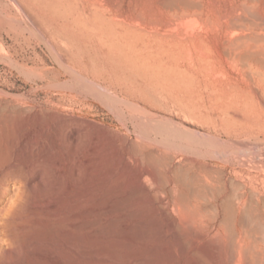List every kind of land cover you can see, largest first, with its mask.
<instances>
[{
  "label": "rangeland",
  "instance_id": "obj_1",
  "mask_svg": "<svg viewBox=\"0 0 264 264\" xmlns=\"http://www.w3.org/2000/svg\"><path fill=\"white\" fill-rule=\"evenodd\" d=\"M173 2L0 0V264H264V0ZM38 135L67 161L43 190Z\"/></svg>",
  "mask_w": 264,
  "mask_h": 264
},
{
  "label": "bare ground",
  "instance_id": "obj_2",
  "mask_svg": "<svg viewBox=\"0 0 264 264\" xmlns=\"http://www.w3.org/2000/svg\"><path fill=\"white\" fill-rule=\"evenodd\" d=\"M11 1V0H10ZM15 1V0H14ZM166 1V0H165ZM170 1V0H169ZM177 1V0H176ZM104 2V1H103ZM166 3H170V2H166ZM172 3H174L173 2V0H172ZM186 3V2H185ZM188 3V2H187ZM167 5H170V4H167ZM190 5V4H189ZM242 6H244V5H242ZM172 8V7H171ZM249 8V7H248ZM249 9H252V8H249ZM248 9V10H249ZM23 11V10H22ZM252 11V10H251ZM246 12H250V11H247L246 10ZM255 12V11H254ZM253 12V13H254ZM22 13V12H21ZM21 13H20V15H21ZM241 13V12H240ZM253 13H250V14H253ZM23 14V13H22ZM256 14H258V13H256ZM255 14V15H256ZM24 15V14H23ZM239 15V14H238ZM255 15H253V16H255ZM32 16V15H31ZM227 16V15H226ZM237 16V15H236ZM236 16L235 15H232V14H228V16L226 17V18H228V20H229V22L228 23H235L237 20V18H236ZM27 17V16H26ZM238 17V16H237ZM259 17V16H258ZM257 17V18H258ZM261 17V16H260ZM259 17V18H260ZM225 17H223V19H224ZM222 19V20H223ZM239 20V19H238ZM249 21V19H245V22L246 21ZM260 20V19H259ZM31 21V20H30ZM117 21V20H116ZM257 21V20H256ZM244 22V23H245ZM250 22V21H249ZM251 24L253 23V24H255V22H250ZM36 24V23H35ZM170 24H172L171 22H170ZM173 24H175V21H174V23ZM262 24H264V22L262 23ZM231 25L232 26H234L235 28L234 29H236V27L237 26H235V24H230V26L229 27H231ZM257 25V24H256ZM32 26V25H31ZM135 26V25H134ZM251 26V25H250ZM238 27H240V26H238ZM243 28V27H242ZM37 29V28H36ZM36 29H34V31L36 30ZM238 29V28H237ZM38 30V29H37ZM232 30H233V27H232ZM188 31V30H187ZM186 30H185V32L183 33V36L180 38V42L181 43H186V44H190V42L193 44V46L195 45L194 44V41H195V39H196V37L192 34V33H190V32H187ZM229 31V30H228ZM228 31H226V35L225 36H228L229 35V33H228ZM231 31V30H230ZM242 31V30H241ZM40 32V31H39ZM38 31H37V33H39ZM181 32H183V31H181ZM248 32V31H247ZM241 33V32H240ZM243 33V32H242ZM241 33V34H242ZM41 34V33H40ZM38 35V34H37ZM247 36L248 37V34H243V35H241L242 37L243 36ZM39 36V35H38ZM230 36V35H229ZM264 36V35H263ZM263 36H261V38L263 39ZM43 37V36H42ZM242 37H240V38H238V39H241ZM259 37V36H258ZM233 38H236V37H233ZM228 39L227 41H225V42H228V43H230L231 44V46H232V44H237L238 43V40H235L234 41V39ZM260 38V37H259ZM244 39V38H243ZM252 38H250V40H251ZM255 40L257 39V40H259L258 42H260V39H258V38H254ZM254 39H252V40H254ZM47 40V39H46ZM249 40V41H250ZM251 40V41H252ZM256 40V41H257ZM247 41H248V39H247ZM257 42V43H258ZM262 42V41H261ZM254 43L255 44H257L255 41H254ZM48 45H49V43H48ZM51 46V45H50ZM236 46V45H235ZM254 48V47H253ZM256 48V47H255ZM254 48V49H255ZM252 50V49H251ZM190 52V51H189ZM226 52V51H225ZM202 53V52H201ZM231 53V52H230ZM230 53H229V56H230ZM249 53V59H250V52H248ZM203 54V53H202ZM254 55V54H253ZM256 55V54H255ZM254 55V56H255ZM258 55V54H257ZM261 55V54H260ZM227 56V55H226ZM232 56V55H231ZM252 56V55H251ZM203 57V56H202ZM224 57H225V55H224ZM228 57V56H227ZM242 58V57H241ZM243 58H248V56H246V57H243ZM242 58V59H243ZM225 59H226V57H225ZM241 59V60H242ZM249 59H247V60H249ZM259 59H261V58H259ZM258 58L256 59V61H258L259 60ZM263 60H264V58H262ZM227 60H228V58H227ZM229 60H231V59H229ZM262 60V61H263ZM233 62V60L231 61V65L233 64L232 63ZM247 62V61H246ZM245 62V63H246ZM252 62V61H251ZM240 63H241V61H240ZM244 62L242 61V63L241 64H243ZM263 63V62H262ZM243 66H244V64H243ZM233 68H235V65L234 66H232ZM247 73V72H246ZM249 73V72H248ZM259 73V72H258ZM254 73H252V75H253ZM221 75V74H220ZM248 75V74H247ZM255 75V74H254ZM250 76V74L248 75V77ZM246 77V76H245ZM245 80H246V78H244ZM250 79V78H249ZM241 80V79H240ZM248 83V82H247ZM257 89V88H256ZM228 90H229V88H228ZM41 130V129H40ZM43 130V129H42ZM35 133V132H34ZM43 133H44V131H43ZM36 134H38L37 132H36ZM39 136V135H38ZM46 136V135H45ZM48 136V135H47ZM37 137V136H36ZM35 137V138H36ZM40 137V136H39ZM43 137V136H42ZM42 137H40L39 139H35L33 142V144H34V147H31V148H33L35 151L34 152H36V154H34V155H36L35 157H36V161H34V162H36V168H35V176L34 177H32V178H30V179H27V182H26V185H27V187L29 188V189H34L35 187H38V188H42V190L43 189H45L46 187H47V182H46V177L47 176H49L50 174H51V172L53 171V172H56V173H58V174H61L62 173V171H63V169L67 166V161L66 160H64V159H62V158H54L55 160H53L54 162L52 163L51 161H49V158H50V156H53V155H56V153H58L59 154V151H58V149L59 148H57L55 145H52V144H50L49 142H47L46 140H43L42 139ZM72 137V139L74 140L75 139V137H74V135H72L71 136ZM46 138V137H45ZM54 138V137H53ZM28 139H30V138H28ZM27 139V140H28ZM47 139H48V137H47ZM28 141H31V140H28ZM51 142V141H50ZM32 145V143H30L29 142V145ZM27 145V144H26ZM33 146V145H32ZM93 147H95V146H93ZM92 147V148H93ZM91 148V149H92ZM32 150V149H31ZM94 150V149H93ZM95 151V150H94ZM99 151V150H98ZM93 152V151H92ZM96 153H97V151H95ZM32 155V154H31ZM30 155V156H31ZM96 155V154H95ZM34 157V158H35ZM101 157V156H100ZM95 158V157H94ZM97 158V157H96ZM28 160V159H27ZM30 160V159H29ZM31 161V160H30ZM33 162V163H34ZM26 165V164H25ZM73 166V165H72ZM71 166V167H72ZM33 167V166H32ZM52 169V170H51ZM79 171V170H78ZM78 171L77 170H74V175L76 176V177H78L79 176V173H78ZM64 172V171H63ZM58 176V175H57ZM75 177V178H76ZM107 179V178H106ZM57 182V181H56ZM76 183V182H75ZM81 183V182H80ZM19 184V183H18ZM72 184V183H71ZM55 187V186H54ZM111 187H113V185H111ZM56 188H57V186H56ZM66 188V187H65ZM69 188V187H68ZM107 188V187H106ZM74 189H76V188H74L73 187V190ZM78 189V188H77ZM76 189V190H77ZM81 189V188H80ZM94 189V188H93ZM108 189V188H107ZM71 190H72V187H71ZM114 190V189H113ZM77 192V191H76ZM94 192V191H93ZM111 192V191H110ZM195 192V191H194ZM65 193V192H64ZM74 193V192H73ZM78 193V192H77ZM59 194H61V193H59ZM66 194V193H65ZM76 194V193H75ZM132 194V193H131ZM192 194V193H191ZM52 195V194H51ZM130 195V194H129ZM78 196V195H77ZM110 196V195H109ZM108 196V197H109ZM154 196V195H153ZM156 196H157V194H156ZM156 196H154V197H156ZM159 196V195H158ZM95 197V196H94ZM107 197V196H106ZM191 197V196H190ZM117 198V197H116ZM160 198V197H159ZM158 199V198H157ZM183 199V198H182ZM69 200V199H68ZM104 200V199H103ZM106 200V199H105ZM149 200V199H148ZM147 200V201H148ZM151 200V202L152 203H154V201H155V199L153 200V199H150ZM159 200V199H158ZM49 201V200H48ZM72 201V200H71ZM144 201V200H143ZM160 201V200H159ZM53 203H54V201H52ZM93 202V201H92ZM121 202V201H120ZM138 203H139V201H137ZM51 203V202H50ZM80 203V202H79ZM101 203V202H100ZM151 203V204H152ZM184 203V202H183ZM49 204V203H48ZM104 204V203H103ZM109 204V203H108ZM136 204V203H135ZM158 205L160 204V203H157ZM45 205H47V204H45ZM95 205V204H94ZM132 205V204H131ZM155 205V204H154ZM162 205V204H161ZM49 207H48V209H54L55 210V204H50V205H48ZM57 207H59V206H57ZM77 207V206H76ZM115 207V206H114ZM128 207V206H127ZM156 207V206H155ZM154 207V208H155ZM159 207H160V205H159ZM162 207V206H161ZM165 207V206H164ZM164 207H162V208H164ZM46 208H47V206H46ZM61 208V207H60ZM121 208V207H120ZM154 208H153V211L155 212L157 209L155 208V210H154ZM58 209V208H57ZM103 209V208H102ZM109 209V208H108ZM143 209V208H142ZM90 210V209H89ZM48 211V210H47ZM46 211V212H47ZM82 211V210H81ZM93 211V210H92ZM114 211H116V209L114 210ZM144 211V210H143ZM158 211V210H157ZM165 211V210H164ZM51 212V211H50ZM49 212V213H50ZM87 212V211H86ZM106 212V211H105ZM145 212V211H144ZM48 213V212H47ZM88 213V212H87ZM90 213V212H89ZM101 213H103V212H101ZM142 213V212H141ZM152 213V212H151ZM167 213H169L168 211H167ZM166 213V214H167ZM187 213H189V212H187ZM230 213V212H229ZM51 214V213H50ZM54 214H56V211L54 212ZM79 214H80V212H79ZM154 214V213H153ZM165 213H164V215H166ZM85 215V214H84ZM87 215V214H86ZM144 215V214H143ZM152 215V214H151ZM191 215V214H190ZM230 215V214H229ZM141 216V215H140ZM146 216H148V215H146ZM166 216H168V214L166 215ZM81 217H83V216H81ZM132 217V216H131ZM134 217V216H133ZM138 218V217H137ZM111 219H113V218H111ZM136 219V218H135ZM193 219V218H192ZM94 220V219H93ZM142 220V219H141ZM190 220V219H189ZM61 221V220H60ZM143 221V220H142ZM156 221V220H155ZM117 222V221H116ZM146 222V221H145ZM81 223V222H80ZM88 223H89V221H88ZM160 223V222H159ZM172 223V222H171ZM174 223V222H173ZM191 223V222H190ZM78 224V223H77ZM82 224V223H81ZM96 224V223H95ZM115 224V223H114ZM140 224V223H139ZM180 224V223H179ZM48 225H49V223H48ZM72 225V224H71ZM74 225V224H73ZM72 225V226H73ZM117 225V224H116ZM137 225V224H136ZM134 226L135 228L136 227H138V226ZM149 225V224H148ZM47 226V225H46ZM80 226V225H79ZM82 226H83V224H82ZM88 226V225H87ZM141 226V225H140ZM191 226V225H190ZM66 227V226H65ZM78 227V226H77ZM146 227V226H145ZM56 228V227H55ZM82 228V227H81ZM115 228V225H113L112 223L111 224H108L107 226H105L104 228H102V231H104V232H110V231H112L113 229ZM141 228V227H140ZM152 228H154V227H152ZM189 228H191V227H189ZM138 229H139V227H138ZM149 229V228H148ZM157 229V228H156ZM184 229V228H183ZM192 229V228H191ZM56 230V229H55ZM58 230V229H57ZM89 230V229H88ZM136 231H137V229H135ZM141 230H143V229H141ZM159 230V229H158ZM179 230V229H178ZM181 230V229H180ZM99 231H100V227H99ZM115 231V230H114ZM127 231H128V229H127ZM127 231H126V234H127ZM135 231V232H136ZM138 231H140V229L138 230ZM144 231H146V230H144ZM188 231V230H187ZM190 231V230H189ZM63 232H64V230H63ZM75 232V231H74ZM103 232V233H104ZM124 232V231H123ZM165 232V231H164ZM168 232V231H167ZM61 233V232H60ZM97 233H98V231H97ZM103 233H102V235H103ZM111 233V232H110ZM142 233H143V231H142ZM141 232L139 233L138 232V236H140L139 234H142ZM184 233H185V231H184ZM191 233H192V231H191ZM66 234V233H65ZM68 234L69 235H65V237L62 239V241L61 242H59V240H57L58 242H59V244H60V247H62V254H64L63 256L65 257L66 255V257H68L69 256V254L72 252L73 254H75V255H77V257L78 256H81V255H93V252L94 251H92L91 252V254H90V252H87V251H83V249H81L82 251H80V249H77L76 248V244H77V242L78 241H76V240H74L73 238H72V236H70V233H69V230H68ZM94 234V233H93ZM101 234V233H100ZM133 234V233H132ZM144 234V233H143ZM147 234H148V232H147ZM150 234V233H149ZM157 234V233H156ZM190 234V233H189ZM33 235V234H32ZM40 235V234H39ZM51 235V234H50ZM58 235V234H57ZM101 235V236H102ZM177 235V234H176ZM34 236V235H33ZM38 236V235H37ZM60 236V235H59ZM82 236V235H81ZM106 236V235H105ZM118 236V235H117ZM142 237L141 238H138L139 240L141 239L142 240V238H143V235H141ZM159 236H160V234H159ZM178 236V235H177ZM176 236V237H177ZM181 236V235H180ZM182 236H183V234H182ZM193 236V235H192ZM197 236V235H196ZM195 236V237H196ZM32 237V236H31ZM30 237V238H31ZM147 237H150V236H147ZM179 237V236H178ZM161 238H162V236H161ZM184 238V237H183ZM39 239H41V238H39ZM46 239V238H45ZM82 239V238H81ZM145 239V238H144ZM157 239V238H156ZM34 240H36L38 243H39V240H38V238H36V239H34ZM49 240V239H48ZM47 240V241H48ZM55 240V239H54ZM99 240V239H98ZM110 240V239H109ZM118 240V239H117ZM135 240V239H134ZM146 240V239H145ZM194 240V239H193ZM5 242H6V248L5 249H1L2 250V254H3V256L4 257H6L7 258V260L9 259H12V258H19V256H20V249L18 250V249H12V246L10 245V241H9V239L8 238H6L5 240H4ZM27 241V240H26ZM32 241V240H31ZM49 241H51V240H49ZM56 241V242H57ZM105 241V240H104ZM159 241V240H158ZM53 242V241H52ZM56 242H54L55 244H56ZM57 242V243H58ZM83 242V241H82ZM91 242V241H90ZM123 242V241H122ZM189 242H191V241H189ZM43 243V242H42ZM85 243V242H84ZM93 243V242H92ZM97 243V242H96ZM103 243V242H102ZM129 243V242H128ZM2 244V243H1ZM33 244V243H32ZM47 244V243H46ZM90 244V243H89ZM166 244H167V242H166ZM183 244V243H182ZM36 245V244H35ZM83 245V244H82ZM126 245V244H125ZM168 245V244H167ZM237 245V244H236ZM21 246V245H20ZM24 246V245H23ZM56 246V245H55ZM115 246V245H114ZM138 246V245H137ZM179 246V245H178ZM31 247V248H30ZM30 247H28V246H26V247H24L23 249L26 251V253H28V254H26L27 255V260H25V262H23L24 260H22V262H21V264H48V261H47V259L49 258V256L51 255V253H52V247H49L48 245H44V246H30ZM57 247V246H56ZM168 247H170V246H168ZM175 247H177V246H175ZM238 247V246H237ZM164 248V247H163ZM167 248V247H166ZM22 249V248H21ZM161 249V248H160ZM159 249V250H160ZM237 249V248H236ZM247 249V248H246ZM52 250V251H51ZM54 250H56V248L54 249ZM58 250V249H57ZM87 250V249H86ZM96 250V249H95ZM99 251H100V249H98ZM97 250V251H98ZM104 250V249H103ZM167 249H165V251H166ZM183 250V249H182ZM233 250H235V249H232V251ZM249 250H250V248H249ZM248 250V251H249ZM71 251V252H70ZM98 251V252H99ZM106 251V250H105ZM108 251V250H107ZM237 251V250H236ZM236 251H234V252H236ZM97 252V254L96 253H94V257H96V258H99L100 257V259L101 258H103V259H110V258H113L114 257V254L113 255H110L109 253H104V254H102V255H99V253ZM109 252V251H108ZM111 252V251H110ZM130 252H134V251H130ZM137 252V251H136ZM146 252V251H145ZM157 252V251H156ZM173 252V251H172ZM23 253H24V251H23ZM53 253H54V251H53ZM101 253H103V252H101ZM116 253V252H115ZM147 253V252H146ZM149 253H151V252H149ZM165 253H167V252H165ZM180 253V252H179ZM129 254V253H128ZM141 254V253H140ZM174 254V253H173ZM246 254V253H245ZM22 255H24V254H22ZM158 255V254H157ZM195 255V254H194ZM201 255V254H200ZM52 256V255H51ZM53 256H55V255H53ZM52 256V257H53ZM62 256V255H61ZM90 256V257H91ZM177 256V255H176ZM148 257V256H147ZM151 257V256H150ZM156 257V256H155ZM70 258H72V257H70ZM115 258V257H114ZM149 258V257H148ZM23 259H26V258H23ZM74 259V258H73ZM90 259V258H89ZM117 259V258H116ZM118 259H119V257H118ZM143 259V258H142ZM141 259V260H142ZM159 259V258H158ZM170 259V258H169ZM20 260V259H19ZM18 260V261H19ZM70 260V259H69ZM134 260V259H133ZM137 260V259H136ZM136 260H135V262H134V264L135 263H138V262H136ZM153 260V259H152ZM160 260V259H159ZM15 261H17V260H15ZM52 261V260H51ZM55 261V260H54ZM75 261V260H74ZM80 261V260H79ZM89 261V260H88ZM91 261V260H90ZM129 261V260H128ZM11 262V261H10ZM149 262V261H148ZM157 262V261H156ZM12 263V262H11ZM141 263V262H140ZM139 263V264H140ZM146 263V262H145ZM153 263V262H152ZM2 264V263H1ZM5 264V263H4ZM10 264V263H9ZM19 264V263H18ZM77 264V263H76ZM133 264V263H132Z\"/></svg>",
  "mask_w": 264,
  "mask_h": 264
}]
</instances>
